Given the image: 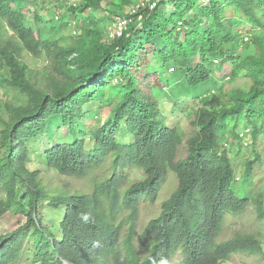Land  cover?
I'll return each instance as SVG.
<instances>
[{
  "label": "trees",
  "instance_id": "obj_1",
  "mask_svg": "<svg viewBox=\"0 0 264 264\" xmlns=\"http://www.w3.org/2000/svg\"><path fill=\"white\" fill-rule=\"evenodd\" d=\"M19 1L0 0L7 28H0V84L25 101H0V219L13 212L26 224L0 236V264H171L176 253L183 264H223L238 254L264 259V243L255 234L221 239L227 215L254 206L264 220V196L250 188L260 158L248 160L237 179L225 146L230 122L237 141L241 123L251 129L253 147L264 135V0H204L203 6L200 0H162L133 16L126 9L143 0H78L69 11L82 34L67 38L66 46L62 39L35 35ZM92 11L104 12L103 21H132L110 41ZM2 28L14 36L3 37ZM25 54L49 64L34 70ZM152 75L176 100H202L184 158L178 155L184 135L165 127L160 99L144 88ZM244 77L249 89L223 95L226 81ZM211 87L220 94L211 95ZM153 91L156 96L162 90ZM106 108L110 115L98 125ZM95 110L96 125L85 123L78 131ZM56 121L63 135L45 153L46 169L77 180L93 177L89 193L50 195L40 172L27 166L29 141ZM98 169H104L102 177ZM128 169L143 171L144 180L124 190ZM171 173L175 190L161 204L160 216L138 231L139 205L156 203ZM44 204L63 210L58 225H47ZM125 210L129 214L121 216Z\"/></svg>",
  "mask_w": 264,
  "mask_h": 264
},
{
  "label": "rangeland",
  "instance_id": "obj_2",
  "mask_svg": "<svg viewBox=\"0 0 264 264\" xmlns=\"http://www.w3.org/2000/svg\"><path fill=\"white\" fill-rule=\"evenodd\" d=\"M78 2V0H20V8L26 10V18L28 22V26L32 28L35 32V35L39 33V35H43L44 40L48 38H58L63 40V44L61 46H66L71 44L70 41H66L70 36L79 37L82 34V30L80 28V24H77V31L73 32V25L75 24V18L69 11V7ZM200 4L203 6L206 4V1L200 0ZM62 10L63 12V21L61 24H57L54 21L55 10ZM130 8H127L126 11H129ZM169 10L173 12V7L171 6ZM92 16L97 19L105 20L104 12L97 11L96 14L94 11L90 12ZM88 12L85 14L88 16ZM189 18L193 16L192 13H189ZM39 17V18H38ZM38 19H42L43 21H39ZM114 22L103 21V28L105 30V39H108L106 36L114 26V24L118 21V19H113ZM48 23V24H47ZM56 23V24H55ZM84 25V23H83ZM5 27V23L0 19V28ZM5 29H7L5 27ZM9 31V32H8ZM6 33L3 31V37L7 39L14 36V33L8 29ZM241 53H244L243 50H240ZM25 62L29 64L34 70H38L46 67L49 64V61L45 59V57L35 58L31 54H25ZM195 63L199 61V59H194ZM152 64L155 63V60L152 59ZM214 65V64H212ZM216 66V67H215ZM218 66V67H217ZM220 65L215 63L214 69L219 70ZM212 67V66H211ZM215 79L216 76H213ZM149 86H145L144 88L146 92L156 97L161 102V110H162V119L166 122L169 127H176L182 131L184 134V144L179 147L178 155L180 158H184L185 153L187 152V148L185 147L186 141L189 138L193 137L196 133L195 127L192 125L193 120L195 119V112H197L202 107V102L200 99L192 100L190 97L181 98L176 100L174 96L168 90H163L166 85L157 79L156 75H152L148 80ZM179 87L181 84L177 83ZM251 87V81L249 78H241L235 82L226 81L225 89L223 91L224 94H228L231 90L235 89H249ZM154 89L162 90L155 96ZM182 92L185 91L183 88ZM215 91L219 93L214 87L210 88L211 91ZM220 94V93H219ZM16 91L10 90L6 87H3L0 84V101L3 103L11 104V105H24L25 101L16 100ZM184 99L183 101H180ZM99 113L98 110H95L92 114L86 115L84 120L77 126V130L81 131L84 126L87 128L93 127L96 125V118L92 119L91 117L96 116ZM100 115V114H99ZM110 111L108 108L101 109V116L98 119V125L103 124L106 119L109 117ZM244 120V119H243ZM230 122V121H229ZM87 125H86V124ZM58 122L51 123L49 128L44 132L40 133V135L34 137L29 141L28 148L30 151L29 162L27 164L28 168L32 172H40V178L42 186L45 188L46 192L50 195H57L61 191H68L74 193H89L92 190L93 186V177L85 180H77L73 178H67L64 176L58 175L55 171H50L46 169V156L45 153L49 151L52 147V143L63 135L60 127L57 126ZM234 123L230 122L228 124V129L225 130V135L227 136L228 142L225 143V146L229 148V157L233 163V166L236 171L237 179H240L245 172V164L248 160H256L255 157H259L260 160L256 161L255 169L252 173V182L250 184V188L255 193H261L264 196V135H261L255 143V147H253V141L251 139V135L246 136L243 139L237 141L234 136H232L231 129L233 128ZM2 128H0V131ZM248 129L245 130L244 123H241L238 127L237 133H246ZM64 134L66 133V129H64ZM81 134H79L80 136ZM84 138L86 140L90 139V133L86 135ZM243 140V141H240ZM1 141V134H0ZM238 144H242V147H239ZM88 148H93L94 145L87 144ZM5 149L2 148L0 142V159L4 156ZM117 172V170H116ZM98 174H101V177L105 173L104 169H98ZM125 181L123 185V189L127 190L132 185L141 182L144 180V173L139 169H128L124 173ZM95 182V181H94ZM177 186V178L174 174H170L167 182L165 183L159 198L156 203H150L147 201L141 202L139 205V218L137 220V228L138 231L142 232L143 229L147 226V224L154 218H158L161 214V204L168 199ZM239 190H241V185H237ZM240 193V192H239ZM238 193V195H239ZM243 194H240L242 196ZM2 196H0V199ZM129 214V210H125L122 212L121 216H127ZM42 215L45 217V221L47 225L55 226L58 225L59 220L62 219L63 210L61 211H53L50 208H47L46 204L42 208ZM26 224V218L23 215L15 214L13 212L7 213L3 218L0 219V236L9 234L17 230L20 226ZM236 233H247V234H255L260 239H262L264 243V220L260 221L258 219L257 210L254 206H250L247 210L238 215H227L225 219L224 230L221 235L222 240L230 239ZM264 248V244H263ZM22 262L21 264H23ZM24 264H32V262L24 263ZM171 264H183L182 263V255L180 253H176L173 256ZM223 264H264V259L255 256L249 255H235L229 261Z\"/></svg>",
  "mask_w": 264,
  "mask_h": 264
},
{
  "label": "built area",
  "instance_id": "obj_3",
  "mask_svg": "<svg viewBox=\"0 0 264 264\" xmlns=\"http://www.w3.org/2000/svg\"><path fill=\"white\" fill-rule=\"evenodd\" d=\"M162 0H143L142 2H140L138 5L135 6H131V8L129 9V15L133 16L135 15L141 7H145L147 5H151V8H155L157 7V5L161 2ZM56 20L59 21L60 20V14H58L56 16ZM131 19L126 18V17H120L118 18V21L114 24V26L111 28V30H109L108 34H107V40H115L121 36L124 35V33L126 32L129 24L131 23ZM181 25V23L179 24Z\"/></svg>",
  "mask_w": 264,
  "mask_h": 264
},
{
  "label": "clouds",
  "instance_id": "obj_4",
  "mask_svg": "<svg viewBox=\"0 0 264 264\" xmlns=\"http://www.w3.org/2000/svg\"><path fill=\"white\" fill-rule=\"evenodd\" d=\"M131 8V7H130ZM55 16H54V21L55 22H60L61 20H62V17L64 16L63 15V12H62V10H60V8H59V10H58V12H56V10H55ZM58 14H60V20L59 21H57L56 20V16L58 15ZM180 24V23H179ZM75 31H77V28H76V26H75V24L73 25V32H75ZM216 63V62H215ZM216 92L213 90V91H211V95H213V94H215ZM198 101V100H197ZM201 102H202V100H200ZM203 107V106H202ZM201 107V108H202ZM163 115V114H162ZM162 119V118H161ZM162 121H163V119H162ZM164 125H166L165 127H167V128H169V129H178V128H176V127H169V125L166 123V122H162ZM179 130V129H178ZM245 130H246V128H245ZM251 129H248L247 130V132L244 134V133H241V132H239V137H240V139H243L244 137H245V135L246 136H249V135H251V139H252V132L250 131ZM181 133H182V131L181 130H179ZM183 134V133H182ZM184 135V134H183ZM240 141H243V140H240ZM173 174V173H172ZM175 175V174H174ZM176 176V175H175Z\"/></svg>",
  "mask_w": 264,
  "mask_h": 264
},
{
  "label": "water",
  "instance_id": "obj_5",
  "mask_svg": "<svg viewBox=\"0 0 264 264\" xmlns=\"http://www.w3.org/2000/svg\"><path fill=\"white\" fill-rule=\"evenodd\" d=\"M65 264H70V263H68V262H65Z\"/></svg>",
  "mask_w": 264,
  "mask_h": 264
}]
</instances>
